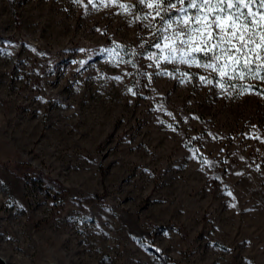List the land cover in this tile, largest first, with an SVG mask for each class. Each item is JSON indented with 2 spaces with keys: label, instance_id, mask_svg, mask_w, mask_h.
Masks as SVG:
<instances>
[{
  "label": "rangeland",
  "instance_id": "374dc122",
  "mask_svg": "<svg viewBox=\"0 0 264 264\" xmlns=\"http://www.w3.org/2000/svg\"><path fill=\"white\" fill-rule=\"evenodd\" d=\"M172 3L0 0L5 264H264V81L165 60Z\"/></svg>",
  "mask_w": 264,
  "mask_h": 264
},
{
  "label": "snow or ice",
  "instance_id": "6c2138e0",
  "mask_svg": "<svg viewBox=\"0 0 264 264\" xmlns=\"http://www.w3.org/2000/svg\"><path fill=\"white\" fill-rule=\"evenodd\" d=\"M75 2L80 3V0ZM89 3L94 4V0ZM139 3L153 9L157 15L162 7L176 8L172 0H139ZM177 3L186 5L179 9L178 21L186 31L173 30L171 35L163 37L170 42L161 49L167 52L165 60L191 65L197 63L195 54L208 56L210 63H197V66L218 73L222 89L231 80L264 81V0H177ZM255 5L258 7L254 8ZM120 7L127 9L128 6ZM189 9H194L195 14L189 16ZM170 28L171 22L165 31ZM155 47L159 49L161 45L157 43ZM200 80L212 83L205 77ZM240 87L242 91L252 88L251 85Z\"/></svg>",
  "mask_w": 264,
  "mask_h": 264
},
{
  "label": "trees",
  "instance_id": "16d2710c",
  "mask_svg": "<svg viewBox=\"0 0 264 264\" xmlns=\"http://www.w3.org/2000/svg\"><path fill=\"white\" fill-rule=\"evenodd\" d=\"M172 1H173V0H172ZM199 57H200L201 59L206 60V61H209V60H210L208 56L200 55ZM15 166H16V169H17V170H20L21 168H24V166H23V165H20V164H15Z\"/></svg>",
  "mask_w": 264,
  "mask_h": 264
},
{
  "label": "water",
  "instance_id": "95a60500",
  "mask_svg": "<svg viewBox=\"0 0 264 264\" xmlns=\"http://www.w3.org/2000/svg\"><path fill=\"white\" fill-rule=\"evenodd\" d=\"M0 264H5V262L2 258H0ZM50 264H54V263H50Z\"/></svg>",
  "mask_w": 264,
  "mask_h": 264
}]
</instances>
